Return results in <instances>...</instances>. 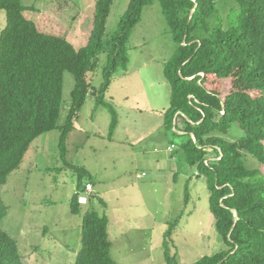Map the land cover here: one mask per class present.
<instances>
[{
	"label": "trees",
	"instance_id": "1",
	"mask_svg": "<svg viewBox=\"0 0 264 264\" xmlns=\"http://www.w3.org/2000/svg\"><path fill=\"white\" fill-rule=\"evenodd\" d=\"M218 2L128 0L117 30L107 35L114 0H97L87 43L76 49L27 18L21 0H0L5 15L0 32V223L7 216L2 188L41 135L59 132L63 162L91 180L84 168L66 159L67 138L91 97L110 114L112 137L117 113L105 93L117 71L127 72V47L144 8L158 3L175 46L162 65L170 86L164 126L183 132L178 150L187 169L206 182L222 244L195 264H264V0H232L224 16ZM101 54L102 83L95 87L92 76ZM66 72L74 88L62 120ZM246 156L259 167L248 168ZM71 212L81 213L77 195ZM107 223L92 209L82 216L74 264H117L109 253ZM0 264H24L17 240L1 228Z\"/></svg>",
	"mask_w": 264,
	"mask_h": 264
},
{
	"label": "rangeland",
	"instance_id": "2",
	"mask_svg": "<svg viewBox=\"0 0 264 264\" xmlns=\"http://www.w3.org/2000/svg\"><path fill=\"white\" fill-rule=\"evenodd\" d=\"M21 1L23 5L29 7V9H38V12H32L31 10L26 12V16L35 21L41 30L65 38L76 49L85 46L89 38L92 16L95 12V2L97 0ZM127 4L128 0H114L107 21V35H111L117 30L118 23L126 11ZM229 5H232V0H220V2L217 3V7L223 16L228 13ZM4 26V13L0 12V32ZM174 49L175 46L159 4L154 3L152 6L145 7L141 21L135 27L127 47L129 59L127 72L125 71L126 74H123L124 71H121L122 69L117 71L116 76H120L121 78L115 81V83L113 82L110 90L105 94V100H107L114 109H116L117 103L119 105L120 103H125L124 95L129 97L128 106L133 108L134 105L137 104L141 110L144 109L142 112L143 117L131 111L128 117V122L131 125L140 126L143 120H150V124L148 125L154 126V120L156 119L150 117H160L159 110H157L158 107L152 108L151 106L154 104L162 106L166 105L168 102L170 86L168 87V85H166L159 87L157 81L164 78L162 72L163 62L171 56ZM104 62L105 55L101 54L99 56V66L92 76V84L95 87L100 86L102 83L101 70ZM125 75L126 78H123ZM73 88V76L66 72L63 77L62 120L65 119L67 115ZM157 91L159 92L158 96L156 95ZM167 91L169 92L168 95H166ZM111 95H113L114 101H109ZM154 96L155 98L152 99ZM145 108H151V111L155 112H150ZM124 111L125 109L123 112ZM103 114L108 118L107 121L102 118ZM90 117L91 119H95L96 127L94 131H99L104 134L102 129L97 130L98 123L101 124L100 128L103 126L106 127L111 120V116L107 112L105 106H96L92 97L88 98L87 102L84 104L78 121L90 129L89 133H91L92 130L90 128L92 126ZM142 126L146 131L147 126ZM106 131H108L107 128ZM158 132L159 131H154L146 137L144 143L149 147V155L147 161L144 160L138 163V167L140 176L143 172L147 177L141 179L140 196L138 197L137 194H134L131 197L143 201L142 210H140V208L138 210L124 209V207L121 206L119 208V213L117 212V215L120 217L119 221H122V224L118 226L120 228L117 232L118 240L123 243L127 239L126 236L135 237L136 234L141 233L145 236L146 242L145 244L137 243L139 248L134 249V254L132 256L125 258L119 257L118 259L112 254L115 253L113 249L116 245L114 244L113 246L112 243L111 253L110 251L109 253L118 264H195L202 258L217 253L222 246L215 229L214 218L209 210V193L204 178L197 179L196 176H192L191 180L186 183L187 178L179 174L175 180H173V174L168 167L165 173L160 172L156 174V165L163 168L167 166L168 163L170 166L172 165L169 162V157H166L164 153L160 152L157 155L152 153V149L154 148L153 145L159 143L157 141ZM165 133L168 138L167 145L173 143L177 146L180 141V135ZM58 134L57 131H52L51 133L42 135L41 140L44 141V145L36 157V162L43 165L50 164L49 166L52 169L57 167L60 168L61 163L63 165L64 162L62 159L58 158V163L56 164V161L52 160V155H50L53 151H55L57 155L58 147L56 140ZM103 144H105L103 141L95 143L98 147H101ZM95 145L92 144L96 149L97 147ZM87 146L88 144L84 150L88 152V150L90 151L91 149H88ZM111 147L112 146H109L108 149H102V155L100 156L101 158H105L106 162L101 163V165L107 163L109 158L111 159L112 153L109 151ZM114 149L116 150V148ZM46 151L49 153L48 156ZM41 153L45 154V156H42ZM175 153L177 155V152H174V155ZM79 156L80 154H75L74 157L76 158ZM157 157L163 158L158 164L155 162ZM164 158L167 160L163 161ZM244 159L248 168L253 169L259 167L258 163L252 158L246 156ZM78 162L81 165L80 167L85 170H87L88 167L94 170L96 167V163L87 161L84 164L83 160H79ZM134 162L135 158L129 161L125 160V162L119 164L109 163L111 166L107 167L103 177L108 179L113 175V172L118 173L121 172L120 170L126 171L131 169L136 165ZM22 166L24 165L21 164V170H23ZM174 166L180 168L181 163H177L176 165L175 162ZM21 170L15 173L18 174ZM64 170H66V172L60 173L54 169L50 171L53 172L54 175L51 177V182L49 181L46 187L54 184L58 192H55L54 188L41 189L42 187L36 186L31 188L30 184L32 180H34V177H32L29 187H25L24 183H26L25 179L28 174L24 175L23 173V175H20L15 189L12 190L9 200L6 199L3 201L4 205L7 207V216L1 221L0 228L18 241L20 254L32 253L40 263L49 261V254L44 250V245L53 246L57 249L58 245H62V239L64 238L61 225L59 223L53 224L52 218H71L69 221L73 224H76L80 219L79 215L81 213L71 217L67 208L69 203L68 199L72 197L70 185L71 182H76V173L72 169L67 168ZM101 171H104L103 167ZM58 173H60L59 176H57ZM154 175L160 176L154 178ZM151 177L156 183H153L152 186L148 185V181ZM84 178L87 179V177ZM84 178H81V180ZM89 178L94 180V177H91L90 174ZM55 179L57 180L55 181ZM186 184H188L187 190L185 187ZM44 191H46V194L50 192L53 195V198H49L52 199V202L37 204L42 198L40 195L42 194L41 192ZM128 191L129 190H127V192ZM110 196L107 198L109 201L106 202V204L113 202L112 194ZM17 202H19L18 206L16 205ZM112 204L114 206V202ZM140 205L141 203L139 206ZM83 209L85 208L81 207L82 211ZM102 209V206H99V208H96L98 212L94 209L92 210L105 215L107 211L105 212L104 209ZM134 215H137V217L134 218ZM105 216L109 217V214ZM44 225L46 226L45 236H43V234H38L39 229L40 233H42ZM149 231L151 232L149 233ZM151 236H153L151 239H147ZM111 242L112 239L109 240L110 244ZM75 243L77 242L74 241L73 244L75 245ZM123 245V247L127 246L125 243ZM143 245L145 248L142 251L140 249ZM27 246H32L30 252V248H27ZM132 246L135 247L136 245Z\"/></svg>",
	"mask_w": 264,
	"mask_h": 264
},
{
	"label": "crops",
	"instance_id": "3",
	"mask_svg": "<svg viewBox=\"0 0 264 264\" xmlns=\"http://www.w3.org/2000/svg\"><path fill=\"white\" fill-rule=\"evenodd\" d=\"M30 10L32 12H34V11L38 12V9H30ZM30 10L28 7V10L25 11L24 15L26 16V12H29ZM27 18H29V17H27ZM4 19H5V15H4ZM123 74H126V72H124ZM119 78H121V77L116 76V75L112 77L107 92L110 90L111 84L113 82L115 83V81H118ZM123 78H126V75ZM157 84L159 87L168 85L165 81V78L159 79L157 81ZM168 87H169V85H168ZM168 93L169 92L167 91L166 95H168ZM158 94H159V92L157 91L156 95L158 96ZM110 98L111 99H109V101H114L113 95H111ZM128 98H129L128 96L124 95L125 103H123V104L120 103V105L117 103V105H116L115 110L117 113L116 114L117 115V124L113 130V134H112L111 138L108 137L110 121L108 122L106 127L103 126L102 128H100L101 124L98 123V127H97L98 129L97 130L102 129L104 131V134H102L99 131H94L95 127H96L95 119H91V117H90L91 124H92V126L90 127L92 129L91 133H89L90 129L86 125H82L81 122H77L75 125V129L69 134L67 141H66V149H67L66 159L68 160V162L72 163L73 165L77 164L76 166H78V167L81 166L78 162L79 160H83L84 164L87 161L90 163H96V167L94 170L91 169L90 167H88V169L86 170L90 174L91 177H94V180H92V179L89 180L88 178L87 179L84 178L81 180V177L76 174L75 175L76 182L75 183L71 182L70 189H71L72 197H71V199H68L69 203L67 205V208L69 210V215H71V217L76 216V214H73L71 212V202H72L73 197L77 194V192L82 191L84 189L86 183H90L92 185L93 192H92L91 196L89 197L88 203L85 206H81V207H84L85 209H83V211L81 210V214L79 215L80 219L77 221L76 224H73L69 221V220H71V218H64L65 220L63 218H59V217H53L52 218L53 224L59 223L61 225L62 235L64 238L62 239V245L61 246L58 245L57 249L53 246L44 245V250L49 254V261H47L46 263L45 262L40 263L38 261V259L35 258V256L32 253H25V254H20L24 264H74L76 255L78 254V252L81 248L82 216L88 210H91V209L96 210V208H99V206H101L99 203V199L102 200L104 202V204L106 205V206L105 205L102 206L104 211L105 212L107 211L105 213V215L109 214V217H108V216H105V215L98 213L99 215L105 216L107 218L108 239L109 240L112 239V242L110 244V253H111L112 243H113V246H114V244H116L114 246V249H113L115 253H112V254H114L115 258L118 259L119 257L120 258L130 257L134 254L133 253L134 249L139 248L137 243L145 244V242H146L145 236L141 233L136 234L135 237L126 236L127 239L123 243H122V241L118 240L117 232L120 230V228L118 226L120 224H122V221H119L120 217L117 215V212L119 213V211H120L119 208L121 206H123L124 209L138 210L140 208V210H142L143 201L138 200V199H133L131 197L134 194H137L138 197L140 196L139 191L141 189V187H140L141 179L144 177H147V176H145V173H143V172L140 176L138 163L143 162L144 160L147 161V158L149 155V153H148L149 147L144 142L146 141V137L149 136L150 134H152L154 131H159L158 137H157V141L159 143L153 145L154 148L152 149V153H154L155 155H157L160 152L164 153L166 157H169V160H170L169 162L172 164L170 166V164L168 163V165L164 166V168L158 167V165H156L155 166L156 174H158L160 172L165 173L167 170V167H168V169H170L171 173L173 174L172 175L173 180H175V178L179 174H182V176L184 178L185 177L187 178L186 183H187V181L191 180L192 176H196L197 179L199 178V177H197V172L192 173L191 171H189L187 169V167L183 163V160L181 158V153L178 150V148H179L178 145L175 146L173 143H171L170 145L169 144L167 145V139L168 138H167V135L165 132L172 133V134H173V132H175L177 135H183L182 131L174 130L173 132H168L165 129L164 122H163V112L165 111V109L167 108V106L169 104L170 96H169V99H168V102L166 105L161 106V105L154 104L153 106H151L152 108L158 107L157 110H159V115H160L159 118L150 117V118L156 119V120H154V126L148 125V124H150V120H143L140 123V126H136V125L133 126L128 122V117H129V114L131 113V111L133 113H136V114L142 116V117H143L142 112L144 111V109L141 110L137 104H135L133 108L128 106V100H129ZM154 98H155V96L152 99H154ZM124 109H125V111L123 112ZM145 109H147L150 112H155V111H151V108H145ZM152 110H154V109H152ZM102 118L106 119V121L108 120V118H106V116H104V114H103ZM137 122H138V120H137ZM142 125L147 126L146 131ZM106 128L108 129V131H106ZM49 133H51V132H49ZM46 134H48V133H46ZM41 137H42V135L40 137H38L37 139H35L32 142V144L30 145V147H29V149L25 155V158L23 160V163H22L24 165V166H22L23 170H21L22 169L21 167L19 169V171L21 170V172H19L20 174L19 173L18 174H16V173L12 174L8 178L6 185L2 188L1 198L3 201H5L6 199L9 200L12 190L15 189L16 183H17L20 175L21 174L23 175V173H24V175L28 174L26 179H25L26 183H24L25 187H29V183H30L32 177H34V180H32V183L30 184L31 188H34V186L42 187L41 189H43V188L53 189L54 188V191L58 192V190L54 187V184H51L48 187H46L49 184V181L51 182V177L54 175V173L50 172V171H52L54 169L57 172L61 173V172H66V170H64V169H67V168L71 169V168L69 166H67L65 163H63V165L61 163V167L64 169H62L61 167L60 168L57 167V168L52 169L49 166L50 164L43 165V164H39L38 162H36V157L44 145L43 144L44 141L41 140ZM56 141H57V147H58L59 134H58V138ZM99 141H103L105 144H103L101 147L96 146L95 143L99 142ZM87 144H88L87 148L91 149L90 151L88 150V152L84 150L86 148ZM92 144H94L97 148L95 149V147L92 146ZM109 146H112L109 149V151H111V153H112V157H111V159L110 158L108 159L107 163H104L103 165H101V163L106 162L105 158H101V156H100V155H102V149H108ZM114 148H116V150ZM44 149H45V146H44ZM174 152H177V155H176V153L174 155ZM41 154H42V156H45V154H43V153H41ZM46 154H47V156L49 155L48 151H46ZM75 154H80V156L75 158L74 157ZM50 155H52V160H55L56 164L58 163V158L62 159V156L59 154V147L57 149V155H56L55 151H53ZM47 158L51 159L50 157H47ZM133 158H135L134 164H136V165L134 167H132L131 169H128L126 171L120 170L121 172H118V173L113 172V175L108 179H105L103 177L104 173L107 170V167L111 166L109 163L119 164V163L125 162V160L126 161L132 160ZM162 159H161V157H157L155 159V162L158 164L159 161ZM165 160H167V159L164 158L163 161H165ZM175 162H176V165H177V163H181V167L180 168L175 167L174 166ZM97 166H98V168H97ZM102 167L104 169L103 172L101 171ZM85 168H87V167H85ZM60 173H58L57 176H59ZM17 175H19V176H17ZM159 176L160 175H158V176L154 175V178H158ZM45 178H47V179H45ZM56 180L57 179H55V181ZM148 182H149L148 185H150V186H152L153 183L156 184L152 177L150 178V180ZM185 187L187 189L188 184H186ZM127 190H129V191L127 192ZM135 191H136V193H135ZM41 193L42 194H40V195L42 198L37 204H39V203L45 204L47 202H52V199H49V198H53V195L50 192H49L50 194L49 193L46 194V191L41 192ZM111 194H112V199H113L115 207L112 204L113 202L106 204V202L109 201V199H107V198ZM110 198H111V196H110ZM110 201H111V199H110ZM18 203L19 202H17V204H16L17 206H18ZM140 203H141V205L139 206ZM126 204H128V205H126ZM63 215H64V208H63ZM135 217H137V215H134V218ZM43 227L44 228L42 229V233H40V229H39L38 234H43V236H45L46 226L44 225ZM34 228H36V227H34ZM137 231H140V230H137ZM150 232L151 231H149V233ZM126 237H124V238H126ZM152 237L153 236H151L147 239H151ZM60 239H61V237H60ZM74 241L77 242V243H75V245L73 244ZM124 243L127 244L126 247H123ZM17 244H18V249H20L18 241H17ZM132 245H136V246L133 247ZM27 248H30L29 252L32 250V246H30V247L27 246ZM144 248L145 247L143 245V246H141L140 250L143 251ZM19 253H21V252L19 251ZM110 257L112 258V256H110Z\"/></svg>",
	"mask_w": 264,
	"mask_h": 264
},
{
	"label": "built area",
	"instance_id": "4",
	"mask_svg": "<svg viewBox=\"0 0 264 264\" xmlns=\"http://www.w3.org/2000/svg\"><path fill=\"white\" fill-rule=\"evenodd\" d=\"M93 192V187L90 183H86L82 191L77 192V203L85 206L88 203L89 197Z\"/></svg>",
	"mask_w": 264,
	"mask_h": 264
}]
</instances>
